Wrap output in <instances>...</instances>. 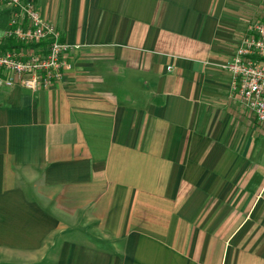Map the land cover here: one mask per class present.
<instances>
[{
  "label": "crops",
  "instance_id": "obj_1",
  "mask_svg": "<svg viewBox=\"0 0 264 264\" xmlns=\"http://www.w3.org/2000/svg\"><path fill=\"white\" fill-rule=\"evenodd\" d=\"M24 1L72 48L0 86V264H264V128L219 67L264 0Z\"/></svg>",
  "mask_w": 264,
  "mask_h": 264
},
{
  "label": "built area",
  "instance_id": "obj_2",
  "mask_svg": "<svg viewBox=\"0 0 264 264\" xmlns=\"http://www.w3.org/2000/svg\"><path fill=\"white\" fill-rule=\"evenodd\" d=\"M10 10L0 37V86L17 85L37 92L63 78L66 53L72 46L60 40L55 25L42 18L31 1L0 0ZM219 67L230 75V91L264 128V23L253 22L230 59Z\"/></svg>",
  "mask_w": 264,
  "mask_h": 264
},
{
  "label": "rangeland",
  "instance_id": "obj_3",
  "mask_svg": "<svg viewBox=\"0 0 264 264\" xmlns=\"http://www.w3.org/2000/svg\"><path fill=\"white\" fill-rule=\"evenodd\" d=\"M1 9H2V8H1ZM4 22H5V16L2 15V16L0 17V37L3 35V32H4V31H3V30H4V29H3V24H4ZM253 22H262V21H261V20H251V21H247L246 24H245V26H244L245 29H246L251 23H253ZM262 23H264V21H263ZM244 33H245V32L241 33L240 36H239V38L242 39V37L244 36V35H243ZM241 36H242V37H241ZM241 39H240V40H241Z\"/></svg>",
  "mask_w": 264,
  "mask_h": 264
},
{
  "label": "trees",
  "instance_id": "obj_4",
  "mask_svg": "<svg viewBox=\"0 0 264 264\" xmlns=\"http://www.w3.org/2000/svg\"><path fill=\"white\" fill-rule=\"evenodd\" d=\"M11 45H14L12 41H9L8 42V45H3V46H0V51L6 49L8 46H11Z\"/></svg>",
  "mask_w": 264,
  "mask_h": 264
}]
</instances>
